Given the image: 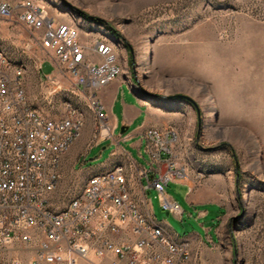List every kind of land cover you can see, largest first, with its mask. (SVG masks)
I'll use <instances>...</instances> for the list:
<instances>
[{"label": "rangeland", "instance_id": "374dc122", "mask_svg": "<svg viewBox=\"0 0 264 264\" xmlns=\"http://www.w3.org/2000/svg\"><path fill=\"white\" fill-rule=\"evenodd\" d=\"M37 1L59 23L79 27L80 40L88 46L96 39L109 40L119 74L129 76L152 102L185 103L178 113L174 109L179 105L166 107L168 115L181 118L173 117L165 126L172 130L168 148L179 143L175 149L184 152L180 161L185 175L165 186V193L184 209L182 216H166L156 189L149 196L155 217L165 219L181 236L205 234L206 228L213 235L218 226L213 242L189 240V264H264V0ZM41 31L25 25L17 13L0 16V50L12 67L22 68L33 107L50 116L65 115L72 105L80 111L83 125L74 142L88 131L89 147L98 140L92 100L73 90L66 76L60 77L61 88L48 93L42 72L53 70V55L38 41ZM140 122L136 119L135 126ZM106 145L91 146L86 158L105 157L113 148ZM144 155L146 162V149ZM74 165V159L62 164L52 193L58 209L86 182ZM190 185L210 202L190 203ZM200 210L206 215L200 216Z\"/></svg>", "mask_w": 264, "mask_h": 264}, {"label": "built area", "instance_id": "2783aa9c", "mask_svg": "<svg viewBox=\"0 0 264 264\" xmlns=\"http://www.w3.org/2000/svg\"><path fill=\"white\" fill-rule=\"evenodd\" d=\"M14 13L25 25L42 30L38 41L52 52L54 68L42 72L48 93L61 88L60 77L66 76L72 89L89 96L98 110L96 137L111 136L98 91L115 78L116 55L98 39L91 47L83 43L75 24L59 23L39 1L0 0V16ZM80 120L70 106L65 115L42 118L24 99L22 68L5 66L0 57V264H189L185 253L193 252L190 243L168 245L138 217L124 194L119 168L114 176L89 182L76 203L55 206L54 160L61 159L64 141L71 140ZM171 132L149 128L145 136L158 165L152 184L161 206L181 217L182 206L165 193L170 180L186 173L161 155L169 149Z\"/></svg>", "mask_w": 264, "mask_h": 264}, {"label": "crops", "instance_id": "0c3cea01", "mask_svg": "<svg viewBox=\"0 0 264 264\" xmlns=\"http://www.w3.org/2000/svg\"><path fill=\"white\" fill-rule=\"evenodd\" d=\"M75 27L77 26L75 25ZM103 40L107 39H99L100 42ZM107 41L111 43L109 40ZM111 51L114 55L115 49L113 44ZM114 63L119 64L117 61H114ZM98 95L105 106V110L108 114V122L112 126V132L122 127L119 134L100 138L87 147L86 144L90 136L88 131H84L83 137L77 138V140L63 154L62 164L65 159H74L75 165L78 164V167L76 168L74 165V168L80 169L82 176L86 180L92 174L111 169L118 164L124 165L127 168L128 176L131 177L130 189L140 209L153 216L155 221L166 229V231L175 239L185 240L188 243H190L189 240L192 241V238H201L206 242L215 241L218 236L217 225L215 226V233L213 235L209 233L210 228H206L205 234L198 231H191L183 236L179 235L165 219L158 220L155 217L152 197L149 196L151 188L155 189L152 181L159 172L157 163L153 162L151 157H149L146 162L141 158V155L145 156L144 149L149 153L145 133L149 128H165L169 120L173 117L176 119L178 117L181 118V116H177V114L175 116L168 115L166 107L173 104L179 105L175 106L176 108L174 109V112L178 113L180 112L178 110L182 108L181 105L185 106V103L182 100L169 101V104L167 102H163L162 104L152 102L151 99L147 98L139 91L135 82H133L129 76H126L124 72L101 87L98 91ZM186 108H188V106H186ZM139 118H141V122L135 126V121ZM80 129L78 130V133ZM105 143L107 145L104 146V148L113 145V148L105 157L99 159L101 156V154H99L89 159L86 158L91 146L96 144L102 145ZM178 144L179 143L171 144L170 149L162 151L161 155L165 161L172 159L175 166L185 168L184 164H181L180 161L184 152H179L178 149H175ZM92 159H96V161L91 162L90 160ZM197 194L199 193H194L193 188L190 185V192L187 196L190 203L197 204L198 202H210L202 200V196H198ZM206 213V210L199 211L200 216H204ZM208 236L211 237L210 240L208 239Z\"/></svg>", "mask_w": 264, "mask_h": 264}, {"label": "bare ground", "instance_id": "6f19581e", "mask_svg": "<svg viewBox=\"0 0 264 264\" xmlns=\"http://www.w3.org/2000/svg\"><path fill=\"white\" fill-rule=\"evenodd\" d=\"M102 43H106L108 45V49L112 50V44L109 43L107 40H103ZM0 57L3 58V64H5V66L12 67L11 59L7 55L6 52H4L3 50H0ZM114 71H115V77H116L121 71V66L117 63H114ZM22 80H23V77H22ZM23 85H24V81H23ZM24 99H25V101L28 102V104H30L28 97H27L25 85H24ZM92 106H93V103H92ZM70 107H72V109H76V113L80 114L81 120H80V123H78V127L83 125V119L81 117L80 111L76 107H74L73 105ZM32 109L35 111H38V113H41L42 118L55 119V116H50V115L44 114L43 112H41L40 110H38L37 108H35L33 106H32ZM95 112L97 114V123L96 124H97V128H98L99 113H98V110H95ZM97 136H98V133H97ZM75 138H76V130H74V134H71V140L64 141V152H62L61 159H55L54 160V174H55V176H53V190H55V188L59 184V181H60V178L62 175L61 167H62L63 154L71 146V144L74 142ZM116 168H119L121 170V178H122V183H123V188H124V194H127V197L130 198L132 205H133V208H135V211L138 214V217H140L142 222H144L147 225V228H149L150 230H153L154 232L159 233V238L165 239L168 245H178V243L179 244L188 243L185 240L175 239L169 232L166 231V229H164L160 224H158L155 221L153 216L147 214V212L140 209V207H139L138 203L135 201L133 194H132V191L130 189V182H131L130 178L131 177L128 176L127 168L124 165L118 164L111 169L101 171L99 173H95V174H92L91 176H89L87 178L85 184H84L83 189L79 193L74 195L72 198H70V200L66 206L71 205V203H76V201H79V199L82 198L83 194H85L86 186L89 185V182H92L93 180H96V179H104L105 176L116 175ZM191 253L192 252L185 253V261H190L191 256H192Z\"/></svg>", "mask_w": 264, "mask_h": 264}, {"label": "water", "instance_id": "95a60500", "mask_svg": "<svg viewBox=\"0 0 264 264\" xmlns=\"http://www.w3.org/2000/svg\"><path fill=\"white\" fill-rule=\"evenodd\" d=\"M178 96L186 97L184 94H178ZM168 214H169V212L167 211L166 216H167Z\"/></svg>", "mask_w": 264, "mask_h": 264}]
</instances>
